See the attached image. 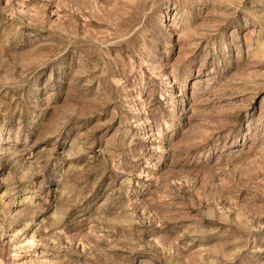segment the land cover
<instances>
[{
  "label": "rangeland",
  "instance_id": "rangeland-1",
  "mask_svg": "<svg viewBox=\"0 0 264 264\" xmlns=\"http://www.w3.org/2000/svg\"><path fill=\"white\" fill-rule=\"evenodd\" d=\"M0 264H264V0H0Z\"/></svg>",
  "mask_w": 264,
  "mask_h": 264
}]
</instances>
